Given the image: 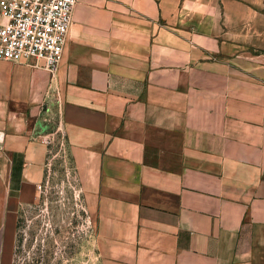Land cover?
I'll return each mask as SVG.
<instances>
[{
    "label": "crops",
    "instance_id": "1",
    "mask_svg": "<svg viewBox=\"0 0 264 264\" xmlns=\"http://www.w3.org/2000/svg\"><path fill=\"white\" fill-rule=\"evenodd\" d=\"M56 130L100 264H264V0H78L55 71L0 61V264Z\"/></svg>",
    "mask_w": 264,
    "mask_h": 264
},
{
    "label": "rangeland",
    "instance_id": "2",
    "mask_svg": "<svg viewBox=\"0 0 264 264\" xmlns=\"http://www.w3.org/2000/svg\"><path fill=\"white\" fill-rule=\"evenodd\" d=\"M62 141V135L54 137L37 200L19 211L4 264H100L95 220L77 187L68 152L60 151Z\"/></svg>",
    "mask_w": 264,
    "mask_h": 264
},
{
    "label": "built area",
    "instance_id": "3",
    "mask_svg": "<svg viewBox=\"0 0 264 264\" xmlns=\"http://www.w3.org/2000/svg\"><path fill=\"white\" fill-rule=\"evenodd\" d=\"M77 3L78 0H0V61L55 71L64 57ZM58 132L43 137L53 144ZM60 151L67 154L64 138Z\"/></svg>",
    "mask_w": 264,
    "mask_h": 264
}]
</instances>
